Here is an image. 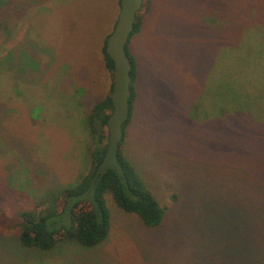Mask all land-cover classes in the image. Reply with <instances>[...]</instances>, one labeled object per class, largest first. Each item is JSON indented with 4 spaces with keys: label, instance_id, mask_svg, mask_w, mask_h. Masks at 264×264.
Returning <instances> with one entry per match:
<instances>
[{
    "label": "rangeland",
    "instance_id": "1",
    "mask_svg": "<svg viewBox=\"0 0 264 264\" xmlns=\"http://www.w3.org/2000/svg\"><path fill=\"white\" fill-rule=\"evenodd\" d=\"M146 3L121 147L165 219L149 228L108 194L104 242L41 250L17 212L91 168L86 117L112 92L102 50L120 0H0V264H264V0Z\"/></svg>",
    "mask_w": 264,
    "mask_h": 264
},
{
    "label": "trees",
    "instance_id": "2",
    "mask_svg": "<svg viewBox=\"0 0 264 264\" xmlns=\"http://www.w3.org/2000/svg\"><path fill=\"white\" fill-rule=\"evenodd\" d=\"M146 2L147 0H144L143 8L146 7ZM142 22V14L139 10L131 37L141 29ZM109 35L105 38L102 51L106 66L113 72L114 62L106 51ZM126 50L132 63L130 72L132 95L129 118L123 124L124 134L121 145L133 116L137 95L135 82L139 74L138 63L129 52V45ZM112 111L111 95L94 103L89 109V114L86 117L87 125L90 135L92 138L94 137L93 143L95 144V149L91 153L89 171L75 182L70 183L56 197H47V201L41 202L42 205H45L41 210H37V207L28 209L24 206L18 210V236L24 246L49 250L57 243L66 241H74L85 248L101 244L107 239L111 229L108 194H112L119 208L127 213L137 215L145 226L158 228L162 225L166 216V207L160 203L157 195L147 186L121 146L118 152L119 165L116 168L109 167L99 175L100 164L108 145L107 120ZM104 131H106V137L101 141Z\"/></svg>",
    "mask_w": 264,
    "mask_h": 264
},
{
    "label": "water",
    "instance_id": "3",
    "mask_svg": "<svg viewBox=\"0 0 264 264\" xmlns=\"http://www.w3.org/2000/svg\"><path fill=\"white\" fill-rule=\"evenodd\" d=\"M144 0H121L120 11L115 27L108 37L106 51L113 59V88L111 100L113 111L107 120L109 129L108 145L105 156L100 164L102 171L119 165L118 152L123 138V124L130 113V97L132 76L131 59L127 53L131 34L134 30L137 13L142 8Z\"/></svg>",
    "mask_w": 264,
    "mask_h": 264
}]
</instances>
